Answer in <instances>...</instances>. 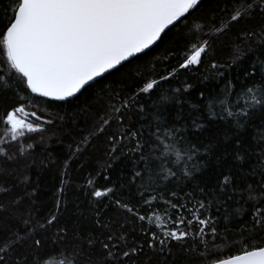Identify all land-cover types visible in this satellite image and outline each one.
Listing matches in <instances>:
<instances>
[{
    "label": "snow or ice",
    "instance_id": "snow-or-ice-1",
    "mask_svg": "<svg viewBox=\"0 0 264 264\" xmlns=\"http://www.w3.org/2000/svg\"><path fill=\"white\" fill-rule=\"evenodd\" d=\"M228 38L229 58L216 60ZM161 45L183 46L178 66L132 95V65ZM206 61L222 86L198 90L193 101L183 73ZM89 93L95 124L69 145L63 172L108 133L102 167L87 180L90 216L65 221L61 186L41 219L34 193L25 188L16 199L17 185L0 180V264H50L56 252L64 256L57 264H141L144 256V264H264V0H9L0 8V94L14 101L0 118V158L30 155L37 145L25 141L39 134L43 143L55 123L40 111ZM134 116L144 123L134 126ZM101 175L103 187L95 183ZM176 180L194 185L186 193L195 201L191 219L187 203L165 195L178 197ZM160 202L163 213L153 207ZM107 209L114 218H105ZM230 224L243 225L238 239L226 235Z\"/></svg>",
    "mask_w": 264,
    "mask_h": 264
},
{
    "label": "trees",
    "instance_id": "trees-1",
    "mask_svg": "<svg viewBox=\"0 0 264 264\" xmlns=\"http://www.w3.org/2000/svg\"><path fill=\"white\" fill-rule=\"evenodd\" d=\"M8 2L9 0H0V8L5 7ZM230 39L228 38L222 43H218L214 49L216 60L224 61L229 58ZM174 49V52H167L166 45H161L159 48L151 51L149 55L142 56L132 65L133 68H139V74L133 73L134 79L128 83V90L132 95H135V92L144 86L146 82H150L152 79H158L162 73L169 71L172 67L178 66L177 61L184 55V49L183 46H174ZM183 75L188 83L194 85L190 93V98L193 101L197 100L198 90L218 91L222 86L221 78L213 75V70L208 68L207 61L198 70L194 69L191 72L185 70ZM117 77H109V80L117 88H121L122 86ZM107 84L108 81H105L106 86ZM181 86L179 81H173L171 85L173 88ZM96 100V96L89 93L81 96L79 100H75L71 104L49 108L47 111L42 109L40 114L45 118H48L49 113H51L52 118L55 119L54 124L46 125L47 130L42 134L43 143H41L40 135L35 134L25 141V143H34L37 145L30 155L22 156L15 162L5 161L3 158H0V180H6L9 186L13 184L17 185L13 189L14 193L19 194L16 196V199H20V196L24 195L25 188H27L28 192L34 193L36 200L35 208L38 210L36 214L41 219L53 211L54 202L61 186L64 187L65 203L68 205L64 216L65 221L71 225L82 215L90 216L91 205L88 193L91 189L87 185V180L90 174L94 176L96 171L102 167L103 160L105 159L104 152L107 149L106 136L108 133L94 139L82 155L72 160L67 176L63 172V166L69 157V145L74 144L84 133L94 127L96 112L90 111V108L95 105ZM13 102L11 95L5 96L0 94V118L4 116L6 110H10ZM142 102L146 103L149 108L151 107L147 96L142 98ZM56 113H59V115H56ZM132 123L134 126L139 127V124L144 123V121L140 120L138 116H134ZM220 127H224L223 123L220 124ZM3 130L4 125L2 119H0V135H2ZM112 131H115V129L110 128L108 130V132ZM9 151L15 153L16 146L12 145ZM3 169H7V174L2 173ZM25 176L27 177L26 184L22 183L25 180ZM62 180H64L63 185H61ZM95 183L100 187L106 185V181L102 175L96 177ZM170 187L175 189L178 197H172L170 194L165 193L166 197L171 199L173 203H187L188 208L183 210V214L191 219V214L188 209L194 206L195 201L187 197L186 193L192 191L194 185L187 180H176ZM193 196L198 197L199 194L193 192ZM28 203L29 201L25 196V199L21 201V205L26 206ZM153 207L158 208L161 213H163L165 208L162 202L153 205ZM148 211L147 206L141 209L142 213H147ZM169 212L172 219H175L177 215L176 210L169 209ZM213 214L219 215L215 213V210H213ZM104 215L105 218H114V212L111 209H107ZM84 223L86 227H91L89 221H85ZM196 227L194 224L192 230L195 231ZM217 227L223 231V224L219 221ZM242 228L243 225L230 224V231L226 233L229 240L238 239L240 229ZM152 231L158 233L160 231L155 228V221ZM188 243L192 244L193 241L189 240ZM173 245L175 246V242H173ZM51 247L49 245V248ZM237 247L238 245H233L231 251H235ZM228 251L229 249H224L225 253ZM46 258L50 264H57V261L63 259L64 256L56 252ZM146 259V256L141 257V264H144Z\"/></svg>",
    "mask_w": 264,
    "mask_h": 264
}]
</instances>
